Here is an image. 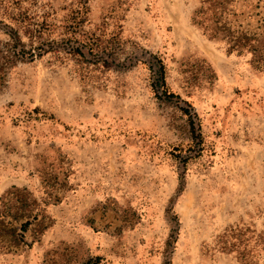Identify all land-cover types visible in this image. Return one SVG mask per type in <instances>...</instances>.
Instances as JSON below:
<instances>
[{
    "label": "rangeland",
    "instance_id": "1",
    "mask_svg": "<svg viewBox=\"0 0 264 264\" xmlns=\"http://www.w3.org/2000/svg\"><path fill=\"white\" fill-rule=\"evenodd\" d=\"M220 15L261 33L264 0H0V208L51 218L0 264H264V62Z\"/></svg>",
    "mask_w": 264,
    "mask_h": 264
},
{
    "label": "trees",
    "instance_id": "2",
    "mask_svg": "<svg viewBox=\"0 0 264 264\" xmlns=\"http://www.w3.org/2000/svg\"><path fill=\"white\" fill-rule=\"evenodd\" d=\"M210 21L209 24L205 25V30L211 36H219L228 44L229 49L236 50L241 52L243 48H248L255 54L257 58V62H264L262 59V53H264V42L260 40L264 38V20L263 29H261V33H247V32H238L232 31L228 27V22L223 21L220 16H216L215 19L211 18H202V21H197L199 24H203V21ZM41 27L36 30H28L29 40H30V48H21V56L29 57L33 59L35 56H42L46 52L50 51L44 48L43 42L41 41ZM37 32V34H36ZM66 52L70 54H79L83 55V52L80 50L79 45H75L72 43L68 44ZM7 49L9 52L11 50V54L14 53L12 47H14V43L7 42ZM57 51V50H55ZM16 52V51H15ZM262 52V53H261ZM6 59H9L10 56L5 55ZM167 95H173L172 93ZM185 113H188V110H184ZM193 126V123L191 124ZM50 197V196H49ZM50 199V198H49ZM46 200L39 201L35 196H33L32 192L27 189V187H21V189H15V191H7L6 195L2 197L1 203L3 204L2 208H0V226L7 229V233L12 236V238L7 243V248L16 245V233L17 231H21V236L26 231L29 230V227L32 225L35 227L36 231L39 229H44L48 226L51 221L50 216L46 213V209L42 206L43 203L46 204Z\"/></svg>",
    "mask_w": 264,
    "mask_h": 264
}]
</instances>
